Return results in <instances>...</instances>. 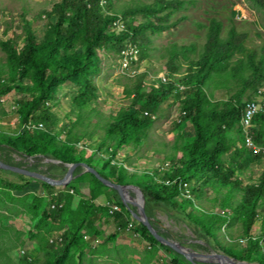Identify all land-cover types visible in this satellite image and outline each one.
<instances>
[{"label":"trees","instance_id":"trees-1","mask_svg":"<svg viewBox=\"0 0 264 264\" xmlns=\"http://www.w3.org/2000/svg\"><path fill=\"white\" fill-rule=\"evenodd\" d=\"M249 1L264 10V0ZM113 3L114 0H58L48 12L52 20L42 37L29 30L21 46H16L12 40L2 43L7 61L0 67V81H7V92L3 93L12 90L20 93L16 103L23 133L13 138L0 131V151L5 154L0 155V159L23 166L14 161L13 153L33 157L38 162L29 168L54 178L65 176L69 168L67 164L85 162L119 184H132L128 177L135 174L128 175L123 163L118 165L109 159L110 170L98 168L93 165V159L77 156L74 147L86 135L91 139L95 137L96 131L90 130L93 119L104 131L98 144L111 149V157L123 146L141 145L153 127L162 103L173 96L182 110L180 122H187L188 128L184 142L176 145L153 170L143 174L144 178H137L134 182L145 195L148 215L155 218L156 211L163 208L177 210L193 222L203 236L215 233L230 217L238 218L244 227L240 240H247V244L241 249L224 247L225 253L240 260L264 264L261 244L264 240V171L252 183H245L239 173L249 162L264 158V152L246 145L241 125L247 103L255 98L249 96L245 99V94L264 87V37L259 35L262 39L256 42L249 32L238 31L234 24L225 34L223 22L212 18L203 42L172 43L165 48L162 58L166 59L164 71L168 78L148 79V73L139 74L135 83L125 88L129 104L117 114L108 118L98 114V118L92 114L97 110L85 107L96 103L99 97L92 76L101 71V51L112 46L122 54L129 44H133L142 47L141 59L151 57L148 29L154 33L170 29L175 26L169 24L170 16L185 7L184 0H157L156 5H142L136 10L150 14V18L138 22L135 19L126 21L130 11L115 8ZM119 21L121 24L123 21L122 26H118ZM65 82L80 85L72 100V104L78 106L74 119L63 118L51 101L56 97L58 86ZM223 90L227 97H215L216 92ZM38 124L42 126L34 127ZM75 127H84V132H74ZM234 134L237 139L232 138ZM252 134L256 145H264V108L254 119ZM232 148L235 155L231 160L236 167L228 166L224 158ZM41 157L60 162L44 164ZM239 157H242L241 162ZM43 165H47L46 170L41 169ZM82 169L79 166L75 175H79ZM92 175L95 186L101 188L92 197L95 199L103 194V188L113 191L122 207V210L115 211V224L119 229L125 228L132 214L119 192ZM37 182L49 193L58 191L57 187L42 180ZM67 189L74 190L71 185ZM206 189L215 191L217 211L196 206L195 201L205 197ZM64 195L60 192L58 200L63 201ZM111 206V201L105 204V207ZM44 215L56 222H65L67 207L64 204L45 211ZM89 217L93 220L96 215L88 211L83 219ZM153 223L160 230L155 221ZM139 225L146 239L158 242L147 226L141 222ZM81 226L82 223L79 228ZM208 242L213 246L211 241ZM164 246L184 257L173 248ZM177 263L174 261L173 264Z\"/></svg>","mask_w":264,"mask_h":264},{"label":"rangeland","instance_id":"rangeland-1","mask_svg":"<svg viewBox=\"0 0 264 264\" xmlns=\"http://www.w3.org/2000/svg\"><path fill=\"white\" fill-rule=\"evenodd\" d=\"M56 1L58 0H0V67L7 61V53L2 43L12 40L16 46H21L29 30L42 37L52 20L48 12ZM184 2L185 7L175 10L169 18V24L175 26L161 33L148 29L151 36L148 43L151 57L141 59L142 47L134 46L130 50L129 64L126 66L124 56L117 49L107 46L101 51V71L92 76V81L98 87L99 97L96 103L85 107L87 110H97V113L92 111L95 117L100 114L108 118L129 104L125 88L132 86L139 74L148 73V79L159 76L168 78L164 71L166 59L162 58L165 48L172 43L188 44L195 40H198V43L203 42L206 27L212 18L223 22L225 34L234 24L238 31L249 32L256 42L264 37V10L249 0ZM156 4L157 0H114L113 3L115 8L130 11L126 21L135 19L138 22L150 18V14L136 10L142 5ZM7 88V81H0V131L17 138L23 133L16 103L20 93L13 90L3 93L7 92ZM79 89L80 85L72 82L58 86L56 97L51 101L55 103V110L63 118L74 119L78 106H74L72 100ZM227 95L224 90L215 93L217 98H225ZM249 96L256 98L258 91H248L245 99ZM181 115L178 101L173 96L166 98L147 139L137 147L123 146L114 157H111V149L98 144V139L104 131L97 127V121L93 119L90 130L96 131V135L93 139L87 135L82 138L74 147L76 155L91 158L95 167H106L108 170L111 168L107 165L109 159L118 165L123 163L128 175L135 174L134 177H128V180L135 184L137 178H144L143 174L153 170L156 164L166 159L176 145L184 142L188 123L180 122ZM74 132L80 134L84 132V127H75ZM60 137L66 139L62 135ZM237 137V134L232 135L234 139ZM234 152L232 148L224 155L228 166H237L232 164L231 160ZM2 154L4 153L0 151V155ZM12 156L16 163H22L26 167L38 162L33 157L17 153ZM41 159L44 164L50 163L44 157ZM239 160L241 162L242 157H239ZM41 169L46 170L47 165L41 166ZM263 171L264 158L249 162L239 173L245 183H252L261 177ZM37 180L27 175L21 177L17 173H9L0 168V264H52L55 261L57 264H173L174 261H177V264H192L184 258L185 256L169 251L160 241L152 242L146 239L139 221L132 215L129 216V221L134 223L133 229H119L115 224L116 215L111 212L112 206L108 208L105 204L111 201L112 205L122 210L121 205L115 199L113 191L108 188H103L104 193L98 198L92 197V194L101 188L95 186L94 177L88 170L83 168L70 182L69 185L74 190L67 189V186L57 187L58 191L49 193ZM60 192L65 194L62 201L67 207L65 222H56L52 217L44 215L45 211L52 210L51 204ZM131 194L138 198L135 192L131 191ZM216 196L214 190L206 189L205 197L196 200L195 204L207 210L217 211ZM88 211L96 215V218L83 219ZM153 221L168 237L204 254H226L224 247L241 249L247 244V241L240 240L244 233L243 223L235 217H230L209 236H203L196 225L177 210L158 209ZM54 233L63 236L61 243H50V237ZM208 241H211L213 246ZM261 244L264 252V240ZM58 257L61 259H57Z\"/></svg>","mask_w":264,"mask_h":264},{"label":"water","instance_id":"water-1","mask_svg":"<svg viewBox=\"0 0 264 264\" xmlns=\"http://www.w3.org/2000/svg\"><path fill=\"white\" fill-rule=\"evenodd\" d=\"M47 162H60L54 159H46ZM68 171L62 178H54L42 171L32 170L26 166H16L8 164L0 159V168L5 170H11L16 173L27 175L29 177L42 180L54 187H66L70 182L76 177L75 171L81 166L85 170H88L92 174L96 175L99 180H101L105 185L117 190L123 200V203L127 209L131 212L132 216L143 223L149 231L154 235V237L160 241L162 244L173 248L176 252L184 255L188 260L194 263L198 262H208V263H218V264H255L254 262H249L245 260H238L235 257H231L224 253L212 252L209 254H204L193 250L192 248L186 246L180 241L170 238L160 232L153 223V218H151L146 210V198L142 189L135 184H119L105 176H103L96 168L90 166L85 162L69 163L67 164ZM131 191L135 192L138 198L131 194ZM136 209H134L133 207Z\"/></svg>","mask_w":264,"mask_h":264},{"label":"built area","instance_id":"built-area-1","mask_svg":"<svg viewBox=\"0 0 264 264\" xmlns=\"http://www.w3.org/2000/svg\"><path fill=\"white\" fill-rule=\"evenodd\" d=\"M118 26H122L121 22H118ZM134 48L133 44H129L127 48H125L122 51V55L124 56L125 65L127 66L129 63V54L130 50ZM131 58V57H130ZM165 79V77H164ZM5 100V99H4ZM16 108L17 106H13ZM264 108V89L259 88L258 90V96L254 98L253 100L249 101L245 107L243 116L241 118V125L243 127L244 136H245V142L246 145L249 147H254L257 152H264V145H256L253 139L252 134V128L254 127V119L256 115L262 111ZM20 117V115L18 116ZM42 125H34L36 128H40ZM64 203L62 201H59L58 198L54 200V202L51 204L52 209H57L58 207H63ZM120 210V208L116 205H113L111 212L115 213V211ZM134 223L129 221L128 225L125 228H120L121 230L131 231L133 229ZM63 241V236L58 233H54L50 237V243L52 244H58ZM247 240H242V242H245Z\"/></svg>","mask_w":264,"mask_h":264}]
</instances>
